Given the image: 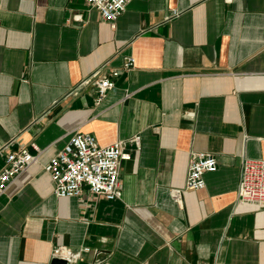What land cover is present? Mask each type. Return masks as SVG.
I'll return each mask as SVG.
<instances>
[{
	"label": "crops",
	"instance_id": "1",
	"mask_svg": "<svg viewBox=\"0 0 264 264\" xmlns=\"http://www.w3.org/2000/svg\"><path fill=\"white\" fill-rule=\"evenodd\" d=\"M130 57L101 104L80 86ZM75 132L141 137L122 199L55 195L44 167ZM21 148L40 157L0 196L1 264L59 246L83 253L71 264H264V208L238 199L244 161L264 160V0H132L115 27L85 0H0V172ZM194 152L218 169L188 191Z\"/></svg>",
	"mask_w": 264,
	"mask_h": 264
},
{
	"label": "built area",
	"instance_id": "2",
	"mask_svg": "<svg viewBox=\"0 0 264 264\" xmlns=\"http://www.w3.org/2000/svg\"><path fill=\"white\" fill-rule=\"evenodd\" d=\"M131 1L85 0L89 7L100 12L103 21L110 23L113 27ZM134 65L133 57L128 58L121 69H111L106 63L85 79L80 86L93 83L96 102L101 104L115 87L114 79L123 72L130 71ZM105 69L110 72L109 76L103 75ZM130 147L140 151L141 137L139 135L103 146L92 134L75 132L66 145L44 167L51 176L55 195L60 198L81 197L87 190L98 198L109 201L122 199L121 167L124 161L132 159ZM39 157L40 154L33 155L26 148L8 151L0 172V196L6 193L22 173L38 162ZM217 169L218 160L214 154L192 153L185 189L188 191L204 189L205 174L216 172ZM182 194V190H174L176 201H181ZM238 199L242 203L257 204L264 208V160L244 161ZM84 252H89V249L86 248ZM82 254L74 253L68 247L59 246L53 251L52 258L65 260L71 264L81 259Z\"/></svg>",
	"mask_w": 264,
	"mask_h": 264
},
{
	"label": "water",
	"instance_id": "3",
	"mask_svg": "<svg viewBox=\"0 0 264 264\" xmlns=\"http://www.w3.org/2000/svg\"><path fill=\"white\" fill-rule=\"evenodd\" d=\"M52 264H68L67 261L61 259H54Z\"/></svg>",
	"mask_w": 264,
	"mask_h": 264
},
{
	"label": "bare ground",
	"instance_id": "4",
	"mask_svg": "<svg viewBox=\"0 0 264 264\" xmlns=\"http://www.w3.org/2000/svg\"><path fill=\"white\" fill-rule=\"evenodd\" d=\"M177 202H179V201H177Z\"/></svg>",
	"mask_w": 264,
	"mask_h": 264
}]
</instances>
